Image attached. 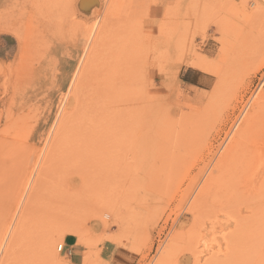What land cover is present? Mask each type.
<instances>
[{
    "label": "rangeland",
    "instance_id": "rangeland-1",
    "mask_svg": "<svg viewBox=\"0 0 264 264\" xmlns=\"http://www.w3.org/2000/svg\"><path fill=\"white\" fill-rule=\"evenodd\" d=\"M77 1L0 0V264H264V0Z\"/></svg>",
    "mask_w": 264,
    "mask_h": 264
},
{
    "label": "bare ground",
    "instance_id": "bare-ground-1",
    "mask_svg": "<svg viewBox=\"0 0 264 264\" xmlns=\"http://www.w3.org/2000/svg\"><path fill=\"white\" fill-rule=\"evenodd\" d=\"M79 1V0H78ZM78 1H77V3H76V5L78 6V10L80 11V9H79V5H78ZM89 3H91L89 0H86L85 1V4H89ZM4 4V3H3ZM97 4H98V7H96V8H94L93 10H92V12H91V14L90 15H85V14H83L81 11H80V13H81V15L82 16H84L85 18H92V16L94 15V12L97 10V9H99V7H100V4H99V2H98V0H97ZM87 6V5H86ZM104 90V89H103ZM88 98V97H87ZM77 106V105H76ZM88 112V111H87ZM89 114V113H88ZM81 115V114H80ZM101 118V117H100ZM129 120V119H128ZM126 121V120H125ZM68 122V121H67ZM84 122V121H83ZM66 124V123H65ZM95 124V123H94ZM98 124V123H97ZM131 124V123H130ZM122 127V126H121ZM101 128V127H100ZM99 128V129H100ZM87 130V129H86ZM116 131H117V129H116ZM60 132V131H59ZM62 133V132H61ZM59 134V133H58ZM76 134V133H75ZM78 134V133H77ZM241 134H242V131H240V132H238L237 133V136L239 137V136H241ZM127 136V135H126ZM57 138H59V137H57ZM63 141V140H62ZM67 142V141H66ZM2 148L3 147H1L0 146V153H1V151H2ZM53 148V147H52ZM118 148V147H117ZM59 155V154H58ZM0 157H1V154H0ZM75 157V156H74ZM2 159V158H1ZM120 163V162H119ZM75 164V163H74ZM19 169V168H18ZM41 171V170H40ZM40 174H41V172H40ZM101 174V173H100ZM126 174V173H125ZM38 178V177H37ZM211 180V179H210ZM38 181V180H37ZM35 183H36V180H35ZM210 183H211V181H210ZM209 183V184H210ZM38 184V183H37ZM37 184H36V186H34V187H36L37 188ZM109 184V183H108ZM209 184L207 183L202 189H205L206 187H209ZM45 185V184H44ZM2 186V185H1ZM98 192V191H97ZM202 193H204V191H202ZM34 195V194H33ZM34 197V196H33ZM200 197H202L201 195H200ZM200 197H198L199 198V200H200ZM197 198V199H198ZM199 200H197L196 201V199H195V201H194V203H195V205H198V203H199ZM30 203V202H29ZM193 203V204H194ZM196 207V206H195ZM26 210L23 212V214L22 215H20V219L18 220V222H17V224H16V226H15V229L17 230V236L16 237H18V236H21L22 235V233H23V230H25V228H26V218H25V216H26ZM1 226V225H0ZM26 231V230H25ZM76 233V231L74 230V229H71V228H69V227H65V229L62 231V233H61V236H62V239H63V237L66 235V234H69V235H73V234H75ZM15 237V238H16ZM1 238V237H0ZM3 239V238H2ZM3 241V240H2ZM0 243H1V241H0ZM1 245V244H0ZM2 248H3V246H2ZM63 249H64V247L62 246V245H60L59 246V248H58V251H63ZM5 256H4V263L5 264H8V263H10V258L12 257V255H14V249L12 250L11 248L8 250H6L5 251Z\"/></svg>",
    "mask_w": 264,
    "mask_h": 264
},
{
    "label": "crops",
    "instance_id": "crops-1",
    "mask_svg": "<svg viewBox=\"0 0 264 264\" xmlns=\"http://www.w3.org/2000/svg\"><path fill=\"white\" fill-rule=\"evenodd\" d=\"M64 252L67 253V257H69L68 259H70V263L72 264H78L79 261H80V258H81V252L80 250H78V248L75 246L76 245V240H75V237L72 236V235H68L65 237L64 239ZM120 251L119 249L114 251L112 254H111V257H110V262H112V264H116L115 262V255L117 254V252ZM120 255H123L124 257H126L130 264H134V258L133 256H131L130 254H128L127 252L125 251H120Z\"/></svg>",
    "mask_w": 264,
    "mask_h": 264
},
{
    "label": "water",
    "instance_id": "water-1",
    "mask_svg": "<svg viewBox=\"0 0 264 264\" xmlns=\"http://www.w3.org/2000/svg\"><path fill=\"white\" fill-rule=\"evenodd\" d=\"M86 0H79L78 5L80 11L85 15H90L92 10L96 7H98L97 0H89L91 3L85 4ZM87 5V6H86Z\"/></svg>",
    "mask_w": 264,
    "mask_h": 264
}]
</instances>
